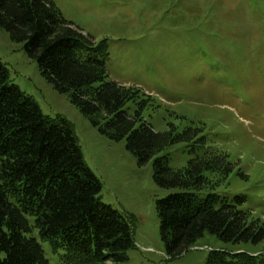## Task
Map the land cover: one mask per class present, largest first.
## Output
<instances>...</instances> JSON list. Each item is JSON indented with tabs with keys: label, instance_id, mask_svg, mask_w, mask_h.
Wrapping results in <instances>:
<instances>
[{
	"label": "trees",
	"instance_id": "1",
	"mask_svg": "<svg viewBox=\"0 0 264 264\" xmlns=\"http://www.w3.org/2000/svg\"><path fill=\"white\" fill-rule=\"evenodd\" d=\"M0 29L24 44L43 78L101 136L124 140L140 165L153 159L154 183L173 191L155 204L170 257L182 255L206 232L248 246L264 240V222L252 211L264 192L231 198L217 192L231 176L247 180L234 170L226 141L200 133L202 126L155 132L140 113L150 96L108 80L105 40L96 43L84 35L50 0H0ZM128 102L138 105L133 115L124 110ZM176 143L191 147L193 157L174 170L160 154ZM100 192L101 181L85 163L73 124L61 115H44L11 83L0 61V264H49L40 242L60 252L63 264L126 261L135 247L136 218L102 203ZM205 264H264V249L212 250Z\"/></svg>",
	"mask_w": 264,
	"mask_h": 264
},
{
	"label": "rangeland",
	"instance_id": "2",
	"mask_svg": "<svg viewBox=\"0 0 264 264\" xmlns=\"http://www.w3.org/2000/svg\"><path fill=\"white\" fill-rule=\"evenodd\" d=\"M50 1L84 35L106 41L108 80L150 96L140 113L155 132L202 126L200 133L226 141L224 151L234 170H242L247 180L231 176L217 187L221 196L264 192V0ZM0 61L11 83L31 96L44 115H61L73 124L85 163L101 181L102 203L135 216V247L117 264H205L212 250L264 249V240L248 246L206 232L182 255L170 257L155 204L173 191L154 183L153 159L140 165L124 140L101 136L69 97L43 78L24 44L3 29ZM137 107L128 102L124 110L133 115ZM192 151L176 143L160 155H167L176 170L193 157ZM263 197L257 196L252 211L264 222ZM40 245L49 264H63L60 252L52 253L47 242Z\"/></svg>",
	"mask_w": 264,
	"mask_h": 264
}]
</instances>
